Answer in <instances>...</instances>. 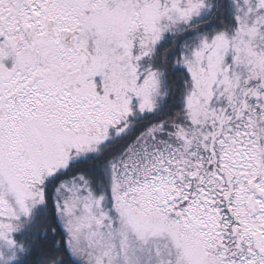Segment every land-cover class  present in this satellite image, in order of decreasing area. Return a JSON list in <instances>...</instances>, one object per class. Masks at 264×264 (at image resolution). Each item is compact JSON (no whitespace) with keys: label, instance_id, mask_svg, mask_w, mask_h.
I'll use <instances>...</instances> for the list:
<instances>
[{"label":"snow or ice","instance_id":"6c2138e0","mask_svg":"<svg viewBox=\"0 0 264 264\" xmlns=\"http://www.w3.org/2000/svg\"><path fill=\"white\" fill-rule=\"evenodd\" d=\"M0 264H264V0H0Z\"/></svg>","mask_w":264,"mask_h":264}]
</instances>
